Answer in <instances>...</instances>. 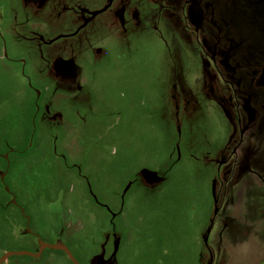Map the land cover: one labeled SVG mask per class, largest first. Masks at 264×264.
<instances>
[{
	"label": "rangeland",
	"instance_id": "rangeland-1",
	"mask_svg": "<svg viewBox=\"0 0 264 264\" xmlns=\"http://www.w3.org/2000/svg\"><path fill=\"white\" fill-rule=\"evenodd\" d=\"M43 243L264 264V0H0V258Z\"/></svg>",
	"mask_w": 264,
	"mask_h": 264
},
{
	"label": "water",
	"instance_id": "water-1",
	"mask_svg": "<svg viewBox=\"0 0 264 264\" xmlns=\"http://www.w3.org/2000/svg\"><path fill=\"white\" fill-rule=\"evenodd\" d=\"M46 247H50V248H54V249H60V250H64L68 256L70 257V259L72 260V262L74 264H80L79 261L75 258V256L73 255V253L71 252V250L65 245V244H60V243H53V244H49V243H43L41 246H40V249L38 252L36 253H31V252H28V251H9L7 252L6 254H4L1 258H0V264L6 260L9 256L11 255H14V254H30V255H33V256H38L44 248Z\"/></svg>",
	"mask_w": 264,
	"mask_h": 264
}]
</instances>
